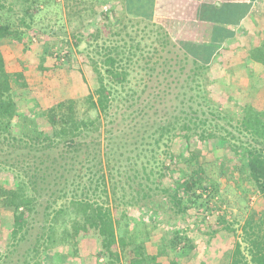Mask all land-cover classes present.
Instances as JSON below:
<instances>
[{"label": "trees", "instance_id": "1", "mask_svg": "<svg viewBox=\"0 0 264 264\" xmlns=\"http://www.w3.org/2000/svg\"><path fill=\"white\" fill-rule=\"evenodd\" d=\"M39 2L0 0V42L7 41L13 49L25 45ZM84 10L93 19L99 16L95 6ZM109 17L100 14V29L92 21L85 39L94 90L85 99L82 113L77 101L68 99L41 111L36 122L35 110L21 103L29 92L26 69L7 71L0 47V174L9 177L0 179V208L12 211L9 247L0 253V264H43L50 256L61 263L66 253L78 256L81 264H180L194 249L184 230L154 240L142 221L129 227V210L146 204L159 210L156 198H164L161 202L177 217L196 209L210 239L217 231L232 234L233 248L225 264H264V112L243 106L238 125L227 122L242 140L205 117V112L194 110L188 104L195 101L193 96L184 100L188 89L197 91L196 106L205 103L198 94L202 86L197 79L206 77L223 51L221 43L235 37L216 38L214 54L209 51L207 59L201 54L204 58L199 61L198 47L205 51L207 44L174 42L163 26L150 21L143 31L133 18L123 15L115 24ZM78 18L82 28L87 21ZM128 27L135 29L132 34ZM57 33L49 29L47 37L56 38ZM74 35L63 42L78 48L83 38ZM102 39L108 44L99 51L91 48ZM148 39V46L141 47ZM261 45L251 48L249 55L264 70V41ZM57 56L58 61L71 62L69 51ZM95 56L102 58L94 61ZM39 69L44 71L43 58ZM91 111L95 117L89 115ZM206 114L217 119L212 111ZM217 138L237 140L229 141L234 168L262 201L261 210L249 214L239 234L236 223H229L221 206H216L218 186L198 164L197 154L189 151L180 167L166 145L179 139L188 150L192 139L206 143ZM164 139L167 156L159 163ZM173 167L181 175L169 189L163 178L172 177ZM210 217H215L214 222Z\"/></svg>", "mask_w": 264, "mask_h": 264}, {"label": "rangeland", "instance_id": "2", "mask_svg": "<svg viewBox=\"0 0 264 264\" xmlns=\"http://www.w3.org/2000/svg\"><path fill=\"white\" fill-rule=\"evenodd\" d=\"M39 1L36 4L38 6L36 19H34L32 31L25 39V45H20L13 49L7 41L3 40L0 42L6 69L9 72L26 69L25 76L29 85V92L22 96L21 103L22 106L35 110L33 115L35 119L41 111L68 99L76 100L78 110L82 113L86 109L85 99L94 90L91 68L92 58H88L86 55L89 44L85 40L88 36L87 32L90 30L92 19L85 22L82 28L78 21L67 23L69 28L63 20L59 19L62 10L55 1ZM109 16L111 22L115 23L116 18L112 15ZM249 18L245 21L234 40L222 47L223 51L219 52L214 65H211L210 69L207 70L206 77L197 79L200 86H202L198 94L201 98L205 97V103L201 104V106H196V101L199 100L196 95L197 91L187 89L188 94L184 98L186 100L188 96H193L195 101L188 102V104L193 106L194 110L199 109V112H205V117L214 120L221 128L231 132L237 138H242V140H244V137L232 128L234 125L237 126L242 118V107L250 106L256 111L264 112V70L249 55L251 48L262 46L261 44L264 41V4L258 6V10L256 8V12ZM133 22H138L135 23V25H138V30H146L145 25L147 22L145 20L133 18ZM101 23V21H94V25L96 24V28L99 29L101 28ZM52 28L58 32L56 38L47 37L48 30ZM133 30L135 29L130 27L127 29L130 34L133 33ZM113 31H115V28ZM167 32L169 31L167 30ZM74 34H79L83 38L78 48L71 42H69L70 44L63 42L64 40H72L73 36H75ZM139 35L145 36L141 33ZM171 38L174 42H178L177 38L175 39L172 36ZM180 39L184 42H189L190 37L183 36ZM103 40L93 43L91 48L99 51L100 47L108 44L107 42L104 43ZM136 41H140L139 37L136 38ZM204 41V38L197 37L196 43L201 45ZM144 43L148 46L149 39L141 42V47H143ZM215 46V43L213 46L208 44L205 51H200L201 48L199 46V61L204 58L201 54H204L206 58L209 51L214 50ZM147 49H151V47H147ZM65 51H69L71 54L70 63L66 60L58 61L57 54ZM192 51H195V49H192ZM100 54H102L101 51ZM90 56H93L92 50H90ZM41 58H43L44 71L39 69V60ZM101 58V56H95L94 61H100ZM101 71L104 73L103 68ZM172 103L174 104L175 101ZM167 107L170 110L173 106L169 105ZM185 109L188 111L186 107ZM210 111L215 113L214 115L217 119H213V116L206 114ZM89 115L95 117V112L91 111ZM38 121L39 118L36 119V122ZM36 122L33 124L35 128L37 126ZM227 122H230L232 127ZM214 132L220 134L219 131ZM222 134H225V132ZM229 141L232 143L237 142L236 139ZM229 141L217 138L202 143L192 139L190 148L187 150L179 139H175L174 142H167V144L164 139V143L161 142L163 145L159 149L158 160L159 163L165 160L167 156V154H164V152H167L166 145L171 146V150L178 162L188 158L189 151L197 154L198 164L202 165L208 178L218 186L219 195L215 200L216 206H221V210L224 211L223 217L229 223H236L234 227L239 234V228L249 214L253 211L258 212L261 210L262 201L259 194L235 170V156L230 150ZM164 144L166 145L164 146ZM129 149H133L132 146H129ZM179 166L183 167L181 162ZM173 170L172 177L165 176L163 178L164 186L169 189L174 188L175 182L181 175L175 167H173ZM8 178L4 173L0 174L1 181ZM153 201L157 205L159 203L161 209L154 210L150 204H146L144 205L145 208L141 207L139 210L131 208L129 210L132 216V221L129 224L130 228L133 229L135 223L142 221L154 240L167 239L172 231L184 230L191 239L194 249L181 258L180 264H225L227 255L233 248L235 238L232 234L217 231L216 235L210 239L206 233L208 231L207 224L197 219L196 209H191L185 215L177 217L169 205L164 206V202H161L164 201V198H156ZM215 215L219 216L217 211ZM214 218L210 217L209 221L214 222ZM11 225L12 211L0 208V253H3L9 247ZM211 228L216 229V226L213 225ZM64 252H67V250ZM54 261L55 264L82 263L78 256H70L66 253V255L63 254L61 263L56 261L53 256H50L44 259L43 264H53Z\"/></svg>", "mask_w": 264, "mask_h": 264}, {"label": "crops", "instance_id": "3", "mask_svg": "<svg viewBox=\"0 0 264 264\" xmlns=\"http://www.w3.org/2000/svg\"><path fill=\"white\" fill-rule=\"evenodd\" d=\"M52 1H55L57 6L61 8L62 12L59 19L63 20L67 27H69L68 24L70 22L78 21L80 19L78 16H82V20L85 21L91 19V22L98 21L100 16L93 19L90 13L84 10L85 7L89 8L90 6H95L96 12L99 15L102 13L111 15V13L114 12L116 20L124 15L130 18H139L141 20L157 23L165 27L172 37L175 39L177 38V43L182 41L180 38L183 36L190 37V41L193 43L197 42V37H202L205 40L203 42L204 44H212V46L214 43H217L215 42L217 40L216 38L220 39L221 37L228 36V34L236 37L245 24V21L250 19L249 17L256 12V8L258 10V6L264 4V0ZM247 7H249L248 11ZM77 9L78 11L83 9V11L76 13L75 11H77ZM76 14L79 15L77 16ZM221 44L222 47L226 45V43Z\"/></svg>", "mask_w": 264, "mask_h": 264}]
</instances>
